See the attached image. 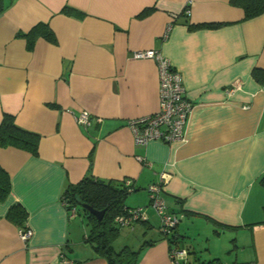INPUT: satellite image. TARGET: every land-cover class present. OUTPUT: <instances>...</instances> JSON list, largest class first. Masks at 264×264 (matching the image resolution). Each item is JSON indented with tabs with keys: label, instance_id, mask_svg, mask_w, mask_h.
Returning a JSON list of instances; mask_svg holds the SVG:
<instances>
[{
	"label": "crops",
	"instance_id": "obj_1",
	"mask_svg": "<svg viewBox=\"0 0 264 264\" xmlns=\"http://www.w3.org/2000/svg\"><path fill=\"white\" fill-rule=\"evenodd\" d=\"M2 4L0 121L11 113L39 142L35 154L0 147L10 178L0 201V264H108L84 241L86 217L61 201L86 175L132 185L125 206L142 207L145 218L120 225L115 241L140 248L136 264H174V245L148 205L146 187L161 171L169 174L167 209L179 216L172 233L185 254L177 259L264 264V12L245 18L230 0ZM38 23L55 40L39 36L28 48L21 33ZM150 48L182 74L192 104L185 141L138 145L128 127L159 108L155 61L132 57ZM82 110L89 125L75 120ZM16 203L27 213L21 225L7 217Z\"/></svg>",
	"mask_w": 264,
	"mask_h": 264
},
{
	"label": "trees",
	"instance_id": "obj_2",
	"mask_svg": "<svg viewBox=\"0 0 264 264\" xmlns=\"http://www.w3.org/2000/svg\"><path fill=\"white\" fill-rule=\"evenodd\" d=\"M230 3L241 7L244 11L245 18L255 17L264 12V0H230ZM2 10L3 4L2 0H0V12ZM46 25L45 23H38L32 26L28 32L21 33L27 39L28 48L32 47L36 38L39 36L50 41L55 40L52 31ZM259 75L262 77L264 72H261ZM38 142L39 136L37 133L20 128L15 125L14 116L11 113H3L0 121V147L13 146L35 154L37 152L36 147L38 146ZM9 185V175L0 167V201L4 200L9 194ZM132 190H134L132 185H126L123 181L105 180L92 175H86L80 181L69 184L61 195V201L65 206L64 208H67V210L75 208L76 214L80 213L86 217L89 230L84 241L91 246L96 255L102 256L108 264L137 263L140 248L137 250L123 246L120 249H116L113 243L119 235L118 229L121 225L116 220V217L120 215H131L129 213L131 207L125 206V201L129 194L128 192ZM82 203L88 204L97 210L104 209L102 217L96 219V216L80 207ZM7 210V217L19 225L26 219V210L19 203L11 205ZM158 229L160 230V221ZM173 229L169 234L164 235L174 245V248L179 249L178 240H176L175 234L172 233ZM175 264L219 263L216 262V259L198 262L197 258H181L176 259Z\"/></svg>",
	"mask_w": 264,
	"mask_h": 264
},
{
	"label": "built area",
	"instance_id": "obj_3",
	"mask_svg": "<svg viewBox=\"0 0 264 264\" xmlns=\"http://www.w3.org/2000/svg\"><path fill=\"white\" fill-rule=\"evenodd\" d=\"M189 3L185 6L184 13L190 11ZM172 22L167 25V32L170 30ZM134 59H151L157 65L158 73V93L159 105L158 110L135 119L128 121V127L131 129L135 144L145 145L151 140H160L166 143L185 141V130L192 111V104L187 99L182 82L183 77L179 70L173 66L168 58L156 49L136 50L132 53ZM91 115L88 111L82 110L76 116L75 120L81 125H89ZM169 174L161 171L156 181L147 185L146 190L149 194L150 205L156 212L160 221V230L163 234H169L173 226L179 221V216L167 209L162 191L165 190L166 178ZM130 185V182H126ZM75 214V208L69 210ZM131 215H120L116 217L121 225L129 224L133 220L144 219V211L142 208H131ZM32 230L27 228L19 231V237L23 241H27L31 237ZM185 250L177 248L170 249V258L175 264L176 257H184ZM62 264H72L71 261L62 258Z\"/></svg>",
	"mask_w": 264,
	"mask_h": 264
},
{
	"label": "water",
	"instance_id": "obj_4",
	"mask_svg": "<svg viewBox=\"0 0 264 264\" xmlns=\"http://www.w3.org/2000/svg\"><path fill=\"white\" fill-rule=\"evenodd\" d=\"M80 207L86 209L88 212H90L91 214L96 216L97 217L96 219H100L102 217L103 213H104V209L97 210V209H95V208H93L90 205L85 204V203H82Z\"/></svg>",
	"mask_w": 264,
	"mask_h": 264
},
{
	"label": "rangeland",
	"instance_id": "obj_5",
	"mask_svg": "<svg viewBox=\"0 0 264 264\" xmlns=\"http://www.w3.org/2000/svg\"><path fill=\"white\" fill-rule=\"evenodd\" d=\"M83 217H84V216H83ZM158 219H159V217H158ZM84 221L86 222V220H84ZM85 226H86L87 230H89V229H88V225L85 224ZM114 243H115V244H114V247H115L116 249H120V248H121V244H122V243H121L120 241H117V242L115 241ZM132 245H134V244L132 243Z\"/></svg>",
	"mask_w": 264,
	"mask_h": 264
}]
</instances>
